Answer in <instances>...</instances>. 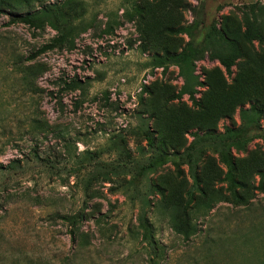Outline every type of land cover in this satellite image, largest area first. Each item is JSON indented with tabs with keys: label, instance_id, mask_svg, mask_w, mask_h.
<instances>
[{
	"label": "rangeland",
	"instance_id": "obj_1",
	"mask_svg": "<svg viewBox=\"0 0 264 264\" xmlns=\"http://www.w3.org/2000/svg\"><path fill=\"white\" fill-rule=\"evenodd\" d=\"M64 2L42 0L32 10L55 5L78 24L74 48L33 60L56 32L0 14V264H150L137 226L140 195L125 188L123 171L150 155L145 131L157 149L181 152L194 133L242 126L240 109L264 110V0ZM190 41L196 105L188 95L171 100L183 83L178 68L152 59ZM215 53L230 58L229 74ZM71 80L82 88L60 92ZM259 126L242 151L231 150L236 198L218 154L204 149L200 186L211 207L195 193L188 240L170 225L191 184L186 166L167 162L142 180L143 195L149 183L160 188L146 193L145 208L156 264H264V114ZM70 214L83 216L73 237L61 219Z\"/></svg>",
	"mask_w": 264,
	"mask_h": 264
},
{
	"label": "trees",
	"instance_id": "obj_2",
	"mask_svg": "<svg viewBox=\"0 0 264 264\" xmlns=\"http://www.w3.org/2000/svg\"><path fill=\"white\" fill-rule=\"evenodd\" d=\"M42 0H0V14L8 16L9 24H23L32 30H39L45 26L56 32V35L49 40L47 44L42 45L35 52L31 53L27 59L33 60L38 55L52 51L54 49L66 47L68 50L74 48V37L77 35L79 25L68 22L63 12L55 5L45 6L38 11H33L32 6L35 2H41ZM73 0H65L64 5L71 3ZM54 10L57 12V16L54 14ZM111 26H108L110 30ZM171 31V30H169ZM226 33V32H225ZM245 40L250 42L254 35L249 29H246L243 33ZM258 39L260 36H255ZM210 40V45H215L216 40L212 39V35L206 37ZM194 42L190 41L180 51H168L163 50L161 54H154L152 59L156 66H162L164 64H172L177 66L178 74L182 78L183 83L179 90L171 95V100L180 99L183 95H188V98L192 101L193 105H196L194 93L195 87L198 85V78L194 75L193 70V56L197 53L194 51ZM215 58L218 59L220 64L224 67L227 74L230 73V58L220 53H215ZM82 88L81 82L71 80L69 82H62L60 92L66 93ZM239 119L242 126L231 129L225 127L222 134H214L211 132H205L201 136L194 133L192 143L184 148L181 152L172 151L166 153L163 150H159L155 147L152 135L149 131H145V139L147 146L149 147L150 155L145 157L142 161H137L133 164L131 170H125L130 176L129 180L125 184L127 190L133 189L134 193L140 195V208L137 214V226L140 231V240L145 242L150 248L152 257L150 258V264H156L155 259L158 257V248L152 238L151 225L148 223L145 208L149 206L150 200L147 199L146 193L149 195L160 191L157 185L147 184L145 195L138 191L139 185L143 179H145L150 173L154 172L161 165L171 162L175 168H179V165H185L187 168V174L190 179V187L185 191V198L180 206L174 208V211L170 214V225L172 230L180 235L183 239L188 240L190 236L195 233V226L193 218L191 217L192 209L194 208V195L199 193L202 201L200 205L206 208H210L209 196L201 188V178L199 174V165L204 153V149H211L219 156V161L225 167L224 180L227 182V189L231 193L232 197H237L235 187L241 186L234 178V163L231 156V150L242 151L247 143L257 135L259 132V119L264 114L263 108L255 104H251L247 109L239 110ZM264 129V126L262 127ZM264 136V135H263ZM119 138V136H117ZM123 140L119 138L115 142L119 149L122 148ZM81 163V162H80ZM82 165V164H81ZM14 166V164H13ZM116 168H109L107 173L114 174ZM258 185L257 188L263 189L264 187V171L257 172ZM83 218L78 214H70L61 219L66 222L70 228V234L74 235V227L79 219Z\"/></svg>",
	"mask_w": 264,
	"mask_h": 264
}]
</instances>
